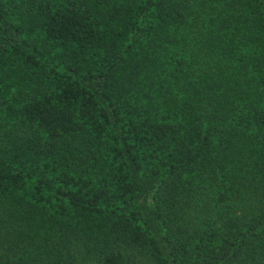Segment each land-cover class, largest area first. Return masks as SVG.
<instances>
[{"label": "trees", "instance_id": "obj_1", "mask_svg": "<svg viewBox=\"0 0 264 264\" xmlns=\"http://www.w3.org/2000/svg\"><path fill=\"white\" fill-rule=\"evenodd\" d=\"M0 264H264V0H0Z\"/></svg>", "mask_w": 264, "mask_h": 264}]
</instances>
